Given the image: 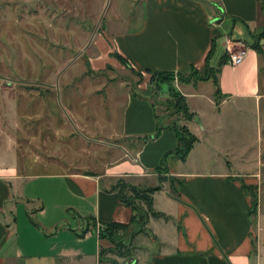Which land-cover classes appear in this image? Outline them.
I'll return each instance as SVG.
<instances>
[{
    "label": "crops",
    "instance_id": "1",
    "mask_svg": "<svg viewBox=\"0 0 264 264\" xmlns=\"http://www.w3.org/2000/svg\"><path fill=\"white\" fill-rule=\"evenodd\" d=\"M131 2L133 10L123 17L117 14L112 28L106 24L107 45L100 44V51L89 57L90 67L99 70L116 60V52L143 79L137 89H127L124 100L115 94L104 108V127L113 128L122 141L110 149L113 161L104 172L47 166L26 173L16 153L6 157L0 149V264H100V250L111 242L99 237L95 225L129 223L133 214L112 186L119 178L140 187L156 186L164 165L183 184L179 197L170 192L168 181L154 193L155 209L168 218L153 221L172 225L173 236L160 238L152 228L159 245L172 250L144 254L147 264H263L258 233L262 205L256 224L251 196L242 189L245 183L262 190L264 183L259 172L264 166V37L263 53L249 42L251 32L264 31L261 0ZM214 39L216 50L208 63ZM246 40L248 45L236 47ZM241 47L246 49L244 60L236 66L223 63L217 83L190 77L194 70L206 76L208 66L217 67L227 51ZM155 72L189 77L176 84L199 118L195 124L194 119L184 123L198 137L185 162L176 153L179 122L160 121L157 90L147 86ZM210 80L215 89L206 96L203 85ZM201 97H207L209 109L198 101ZM96 111L94 107L92 114ZM117 152L118 157L113 155ZM159 195L167 207L159 205Z\"/></svg>",
    "mask_w": 264,
    "mask_h": 264
},
{
    "label": "rangeland",
    "instance_id": "2",
    "mask_svg": "<svg viewBox=\"0 0 264 264\" xmlns=\"http://www.w3.org/2000/svg\"><path fill=\"white\" fill-rule=\"evenodd\" d=\"M134 4L131 0H0V149L6 157L10 152L16 153L18 164L26 173L45 170L47 166L104 172L113 161L110 149L122 141L113 128L104 127V108L106 111L116 99L115 94L118 101L124 100L127 89H137L143 79L141 73L132 72L114 53L116 60L99 70L90 67L89 57L100 51V44L107 45L106 24L112 28L117 22L115 16H126ZM250 37L252 44V34ZM244 44L248 45L247 40L236 43V47ZM190 77L196 80V75ZM187 78L174 74L171 84L180 92L176 84L181 85ZM156 82L147 86L157 90L154 98L158 100L160 121L183 126L186 119L175 112L169 84L160 82L158 89ZM203 88L208 96L215 89L213 81ZM198 101L209 109L207 97ZM94 107L97 111L92 114ZM87 110L92 114L90 123ZM254 117L252 113L253 120ZM259 172L264 174V166L259 167ZM250 186L258 197L257 213L252 216L256 224L262 205L263 228L258 233L262 244L259 255L262 254L264 264V183L262 190L257 185ZM161 196L159 205L167 207ZM155 219L151 217L147 225L150 231L138 235L132 255L115 256L119 264H134L138 257V264H147L144 254L160 248L172 250L159 245L152 228L165 239L173 236L169 230L172 225ZM102 226L96 224V230ZM124 233L121 230L118 236L129 238Z\"/></svg>",
    "mask_w": 264,
    "mask_h": 264
},
{
    "label": "trees",
    "instance_id": "3",
    "mask_svg": "<svg viewBox=\"0 0 264 264\" xmlns=\"http://www.w3.org/2000/svg\"><path fill=\"white\" fill-rule=\"evenodd\" d=\"M261 9L264 13V0H261ZM254 42L251 44L258 52L263 53L262 46L260 44L261 39L264 37V31L259 33H252ZM216 50V40L214 39L212 49L208 56V63ZM122 62L129 65L126 59L118 53H114ZM226 55L220 60L217 67L208 66V72L206 76L202 77L198 74L196 70L192 72V75H196V80L214 78L217 83V73L220 71L221 66L225 63ZM174 79V73L172 72H155L152 74L151 82L157 81L156 85L160 86V82H167L169 84V91L174 97L175 101V112L183 115L184 119L192 120L195 118L196 113L192 112L188 106L186 97L182 95L177 89L172 86V81ZM219 90H217V93ZM175 129L178 136V147L176 153L182 162H185L189 152L193 148V145L198 141V137L195 136L190 130L185 126H180L175 124ZM158 180L159 183L156 186L150 187H140L135 185L124 178H119L117 182L112 186V189L118 190L120 198L124 204L130 206L133 210V214L129 223L111 222L104 223L102 225L99 237L101 239H107L111 242L110 246L102 247L100 250V264H119L115 256L127 257L133 254V249L135 244L133 239L137 234L147 233L148 223L151 217L154 218H168L165 213L160 212L154 207V193L162 189L164 182H169L170 192L179 197L180 187L183 184V180L177 176L169 175L166 165L163 168L158 169ZM242 189L246 191L252 200V205L250 209V214L256 215L258 206V197L250 185L242 183ZM93 219V220H92ZM90 221L94 223V218H90ZM96 226V225H95ZM129 232L128 237H119L118 232L120 231ZM87 233L84 230L82 234ZM254 253L256 250V242L254 241Z\"/></svg>",
    "mask_w": 264,
    "mask_h": 264
},
{
    "label": "built area",
    "instance_id": "4",
    "mask_svg": "<svg viewBox=\"0 0 264 264\" xmlns=\"http://www.w3.org/2000/svg\"><path fill=\"white\" fill-rule=\"evenodd\" d=\"M246 49L240 48L238 50H229L227 55V62L233 66L239 65L245 58ZM101 229L98 227L96 232L99 235Z\"/></svg>",
    "mask_w": 264,
    "mask_h": 264
},
{
    "label": "water",
    "instance_id": "5",
    "mask_svg": "<svg viewBox=\"0 0 264 264\" xmlns=\"http://www.w3.org/2000/svg\"><path fill=\"white\" fill-rule=\"evenodd\" d=\"M221 20H222V17L221 18H218L217 20H216V22H221ZM198 120H199V118H197Z\"/></svg>",
    "mask_w": 264,
    "mask_h": 264
}]
</instances>
